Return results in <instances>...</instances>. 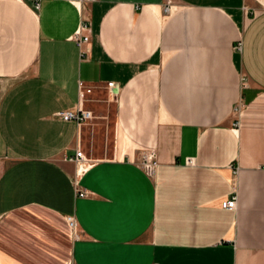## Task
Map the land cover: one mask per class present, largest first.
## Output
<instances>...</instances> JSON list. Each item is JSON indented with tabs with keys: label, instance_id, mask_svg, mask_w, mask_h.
<instances>
[{
	"label": "crops",
	"instance_id": "crops-1",
	"mask_svg": "<svg viewBox=\"0 0 264 264\" xmlns=\"http://www.w3.org/2000/svg\"><path fill=\"white\" fill-rule=\"evenodd\" d=\"M110 82L112 154L76 164L97 108L57 113ZM67 263L264 264V0H0V264Z\"/></svg>",
	"mask_w": 264,
	"mask_h": 264
},
{
	"label": "built area",
	"instance_id": "built-area-1",
	"mask_svg": "<svg viewBox=\"0 0 264 264\" xmlns=\"http://www.w3.org/2000/svg\"><path fill=\"white\" fill-rule=\"evenodd\" d=\"M70 1L75 2L78 5H81V4H90L97 0H70ZM168 4L164 7L165 13H167L169 10ZM87 31H89V25L86 22H83L75 37L76 38L75 40L81 49L80 52L81 57H84L87 53V51L84 49V45H86L89 42V37L84 35V32ZM106 88L108 89L113 99L117 97L120 90L119 85L117 83H113V82L107 83ZM79 89H80V93H79L80 103L77 109L74 111H63L57 113V117L59 119L65 122H70V121L76 122L78 126L83 125L89 120L93 119L92 112L85 109L83 106L85 101V96L91 94V89L87 88L82 83L79 84ZM234 126L235 128H237L238 124L236 123L234 124ZM140 158H141L140 160L141 168L144 170L147 176L152 177L155 174V170L157 167L156 153L154 151H145ZM70 161H73L76 164L77 163L82 164L88 162V159H86V157L82 154L80 150H76L75 155L72 158H70ZM76 194L78 197L81 198L87 197V193L85 191L76 190ZM236 203H237V198L232 197L231 199L226 200L222 203V208L226 210H234L236 208ZM65 222L73 237L76 238L78 234L76 231V223L74 217L73 216L66 217Z\"/></svg>",
	"mask_w": 264,
	"mask_h": 264
},
{
	"label": "rangeland",
	"instance_id": "rangeland-1",
	"mask_svg": "<svg viewBox=\"0 0 264 264\" xmlns=\"http://www.w3.org/2000/svg\"><path fill=\"white\" fill-rule=\"evenodd\" d=\"M240 45L241 44L237 46V48L239 47L238 50H240ZM108 95L110 96L109 92L101 90L99 91L98 94H89L85 96V101L86 100L87 101L86 102L84 101V104H86L89 101L91 106L97 108L95 110L96 112H94V117L96 118L97 116L99 119L98 120L99 124L95 126L96 130L94 134V140H93V136L92 137L90 136V139L88 138V146L86 147L87 151L85 153L88 160L103 159L111 156L112 154L114 106H113V102L109 101ZM91 110L92 109H89V111ZM236 110H239V108H237ZM143 153L139 155V162L141 160L140 157ZM67 264H71V263H67Z\"/></svg>",
	"mask_w": 264,
	"mask_h": 264
}]
</instances>
